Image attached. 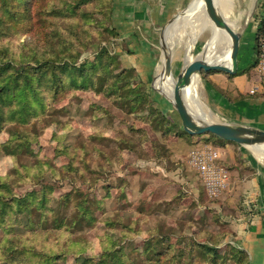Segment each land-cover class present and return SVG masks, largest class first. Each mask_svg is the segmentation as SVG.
<instances>
[{
  "label": "rangeland",
  "instance_id": "rangeland-1",
  "mask_svg": "<svg viewBox=\"0 0 264 264\" xmlns=\"http://www.w3.org/2000/svg\"><path fill=\"white\" fill-rule=\"evenodd\" d=\"M67 1L71 0L46 1L48 14L44 16V19L52 40L57 43V32H60L63 38L61 37L59 44H62L64 40L69 47H76L75 50L79 53L76 65L91 62L99 52L106 50L117 60L116 65L119 71L126 69L136 77L135 70L124 67L121 60L124 53L120 48V40H117L118 37L113 38L109 33L111 28L116 29L113 7L115 0L81 2L78 5L79 15L76 18L57 17V6L66 5ZM254 1L224 0L220 9L229 11L227 18L236 24L237 32H241L254 17L258 4L254 6ZM111 14L112 17H110ZM111 18L112 22L109 23ZM202 27L199 25L197 31L181 29L173 41L171 38H164L167 41V50L182 59L183 68L188 60L187 51L189 41L192 39L191 33L194 32L196 38L193 47H197L198 44L208 46L211 42L212 27L206 25L203 30ZM173 32L171 30V34ZM35 40L36 37L32 32L10 37L3 36L0 39V47H8V56L11 60L12 58L16 60V64L28 63L30 66H35L31 53L32 47H35ZM173 43L175 46L172 45ZM157 51L159 63L162 65L165 61L162 46H159ZM199 54L202 55L195 52V55ZM192 55L190 53L189 56L193 57ZM161 65L155 70L152 83L144 84V86L151 100L156 101L159 98L169 101L172 99L165 93L168 84L162 80ZM183 68L175 70V77L182 72ZM256 76V74L253 75V77ZM136 79L137 82L140 81L138 77ZM259 79L261 82V78ZM171 80L175 83L174 79H169ZM196 90L199 93V84L196 85ZM204 94V83L201 82L200 98L215 115L213 107L209 105ZM118 97L108 98L94 91L78 90L70 93L61 102L46 99L43 111L42 107L37 105L40 113L28 125L9 123L0 132V175H11V187L19 194L39 188V185L18 181L17 173L13 175L14 167H18L21 171L23 164L30 165L34 161H46L47 166L44 172L45 180L48 182L45 185L55 187L54 199L57 195L70 192L74 187H77L80 193L78 200H81L84 195L91 200L99 199L107 193L111 195L105 201L103 200L104 204L94 207L95 223L93 225L80 229L72 226L68 234L66 233L60 240L64 247L68 242L67 239L79 240L76 246L82 244L85 247L84 252L76 255L66 250L68 256L60 264H80L83 256L100 254L109 247L110 236H113L117 243L126 244V241L130 240L136 243L138 248H142L140 245H145L151 233L156 231L169 234L165 237L168 240L165 245L170 244L179 248L186 256L193 242L205 244L208 247L219 244L216 247L218 250L235 247L239 251H244L235 243L232 225L236 216L242 217L250 213L253 215L255 209L252 201L246 199L247 195H244L243 188L235 179L237 174H240L241 180L255 174V169L253 170L250 165L252 159L255 160L253 164L259 163L264 166V152L258 151L259 154L254 152L256 149H252L253 146L224 140L222 145L214 146L206 142L209 134L201 135L199 139H194V136L185 137L174 107L172 118L168 116L171 122L175 123V127L174 125L172 127L173 134L163 137L161 132H155L153 128H150V124L154 121L150 120L152 119L150 116L154 115L155 108L160 110L157 101L158 107L155 104L148 111L139 109L137 114L130 115L128 109L118 105V103L125 105V102ZM140 107H144V103ZM215 116L218 122H222L219 115ZM200 119L206 123H212L206 114ZM30 134L36 137L31 146L19 147L18 142L24 138L28 139ZM57 134L60 143L57 140ZM155 142L161 144L158 149L153 145ZM199 142H201L200 145ZM60 144L66 147L72 145L73 149L68 150L71 155L62 153L57 156ZM118 144L125 146V151L117 149ZM209 148L219 153L215 166L218 171L222 169L228 175L225 187L215 189L212 178H204L192 162L195 153L199 150H209ZM158 153L161 154L160 158L155 157ZM248 154H252L253 158L250 159ZM70 156L75 160V164L78 162L79 165L75 166L82 168L81 176L77 180L65 179L57 183L53 170L48 167L49 163L57 171V168L68 165ZM120 158L125 160L124 163L119 162ZM73 173L75 172H66L65 175L74 177ZM123 195L127 196V200L122 198ZM54 206L57 207V204L54 203ZM68 214L71 217L72 213L68 212ZM73 218L78 220L75 214ZM136 220L139 222L137 221L135 228L127 231L133 235V238L122 240V225H134ZM136 230H140V233L136 234ZM50 234L56 233L50 232ZM119 239L121 241L118 242ZM163 248L159 247V249ZM247 254L248 264H257L248 252ZM200 261L203 262V260Z\"/></svg>",
  "mask_w": 264,
  "mask_h": 264
},
{
  "label": "trees",
  "instance_id": "trees-1",
  "mask_svg": "<svg viewBox=\"0 0 264 264\" xmlns=\"http://www.w3.org/2000/svg\"><path fill=\"white\" fill-rule=\"evenodd\" d=\"M46 1L0 0V39L3 36L10 37L25 32H32L36 37L35 47L31 49L35 66H30L28 63L16 64V60L10 56L11 60L8 56V47H0V132L9 123L28 125L40 113L37 105H40L43 111L46 99L61 102L70 93L78 90L94 91L108 98L119 96V100H123L125 105L120 103L118 105L128 109L130 115L137 114L139 109L148 111L149 108L154 107L156 102L150 99L151 96L144 84L141 81L137 82V76H133L126 69L119 71L117 60L106 50L99 52L93 61L76 65L79 57L76 47H69L64 40L59 44L63 36L60 32H57L56 43L52 40L51 33L47 31L44 19L48 14ZM88 1L91 0H71L67 1L66 5L57 6V17L76 18L79 15V3H89ZM111 22L112 18L109 23ZM263 28L264 19L260 22L258 31L259 48ZM109 33L113 38L118 37L115 28H111ZM257 64L258 61L248 71L256 68ZM241 73L243 71L238 74ZM142 103L144 107H140ZM155 109L154 115L150 116L152 117L150 120H154L150 128L155 132H161L163 137L173 134L172 127L173 125L175 127V123L160 110ZM182 134L192 138L184 131ZM30 135L26 140L21 139L18 146H31L36 137ZM209 135L207 143L214 146L224 143L216 136ZM57 140L60 143L58 134ZM153 145L156 149L161 146L160 142H155ZM69 149H73V146L66 147L60 144L57 156L62 153L71 155ZM117 149L125 151L126 147L118 144ZM155 157L160 158L161 154L158 153ZM124 161L120 158L119 162L124 163ZM75 165L79 164L78 162L75 164V160L71 157L68 165L57 168V171L50 163L48 167L53 170L58 183L65 179L77 180L81 176L82 168ZM45 166H47L46 161H34L30 165H21V171L18 167H14L13 175L17 173L18 181L39 185V188L24 194L13 190L10 183L11 175H0V264H60L68 256L66 250L74 255L84 252L85 247L82 244L76 246L79 240L67 239L66 247L60 240L66 233L68 234L72 226L80 229L93 225L94 207L101 206L104 204L103 200L111 197L107 193L99 199L91 200L84 195L78 200L80 193L78 188L74 187L70 192L57 195L54 199L55 187L45 185L48 182L45 180ZM66 172H75L72 174L74 177L65 175ZM122 198L127 200L125 195ZM68 212L72 213L71 217ZM74 214L78 220L73 218ZM137 221H134V225H122V240L133 238V235L127 231L135 228V224L139 222ZM50 232L56 234L51 235ZM139 233L140 230H136V234ZM151 234L145 245H140L142 248H138L139 246L137 247L136 243L130 240H127L126 244L117 243L114 237L110 236L107 249L96 256H83L80 264H248L249 261L245 250L239 251L235 247L218 250L216 247L219 244L208 247L194 242L186 256L179 248L170 244L165 245L168 241L165 237L169 234L157 231ZM159 247L164 248L159 249Z\"/></svg>",
  "mask_w": 264,
  "mask_h": 264
},
{
  "label": "crops",
  "instance_id": "crops-1",
  "mask_svg": "<svg viewBox=\"0 0 264 264\" xmlns=\"http://www.w3.org/2000/svg\"><path fill=\"white\" fill-rule=\"evenodd\" d=\"M254 2V6L258 3L254 17L240 32L241 48L237 74L231 75L222 71H214L211 74L201 72L202 74L197 75L194 88L200 96V84L204 83L206 100L213 107L215 115L221 117L223 123L241 124L264 131V84L259 82L260 75L257 67L248 71L253 64L259 62V41L257 38L260 22L264 19V0H255ZM196 4H200V0H115L114 25L118 32L117 40H120V48L124 53L121 60L125 68L135 70L143 84L152 83L155 70L161 65L157 55L158 47L162 46L163 48V45H167L164 38L174 40L173 38L177 34L174 32L171 34V30ZM186 6L190 7L187 11V8L184 9ZM183 10L185 11L182 12ZM222 12L227 18L229 11L223 10ZM194 22V19H188L184 30L192 29ZM230 22L236 30L235 23ZM206 25L212 27L213 38L215 27L211 21ZM249 29L250 33L248 34ZM219 35L221 36L220 44L228 41L229 36L225 32L220 30ZM172 45L175 46L174 43ZM206 47L207 45L199 44L197 47L192 46L193 50L190 49L189 55L191 53L193 57L188 58L189 61L187 60L186 65L195 59L194 56L200 55H195V52L201 53L202 55L199 57L208 62L215 63L216 59L209 61L210 57L208 59L204 57ZM169 54L172 57V70L175 74V70L183 68L182 59L176 56L177 54L175 56L170 52ZM230 62L231 56L218 63L228 65ZM240 71L243 73L238 74ZM254 74L258 77H253ZM171 81L173 82V80ZM197 84H199V93L196 90ZM156 101L159 103L160 111L172 118L171 100L165 101L158 98ZM199 137L194 136V139H199ZM198 144L200 145L201 142ZM254 152L259 153L257 150ZM248 157L251 159L253 155L248 154ZM251 161L250 165L253 170L255 169V174L252 172L253 175L246 176L243 180L240 179V174H237L235 181L238 180L239 186L243 188L244 195H247L246 199L252 201L255 209L254 214L236 216L232 229L235 234V243L248 252L251 259L255 260L257 264H264V166L259 163L253 164L254 159Z\"/></svg>",
  "mask_w": 264,
  "mask_h": 264
},
{
  "label": "water",
  "instance_id": "water-1",
  "mask_svg": "<svg viewBox=\"0 0 264 264\" xmlns=\"http://www.w3.org/2000/svg\"><path fill=\"white\" fill-rule=\"evenodd\" d=\"M208 19L213 26L225 32L231 40V62L228 65L222 63L208 62L201 57L190 61L175 77L172 70V57L163 45L165 56L164 73L167 77L175 80L173 100L171 103L180 118L183 130L190 136H201L212 134L217 138L244 146L264 145V131L257 128L223 122L206 123L192 114L185 102L187 88L193 82V78L201 72L222 71L227 74H237L239 67V55L241 48V33L237 32L232 23L221 11L218 0H202ZM188 7L186 11L189 9ZM178 17V16H177Z\"/></svg>",
  "mask_w": 264,
  "mask_h": 264
},
{
  "label": "bare ground",
  "instance_id": "bare-ground-1",
  "mask_svg": "<svg viewBox=\"0 0 264 264\" xmlns=\"http://www.w3.org/2000/svg\"><path fill=\"white\" fill-rule=\"evenodd\" d=\"M231 2V1H230ZM218 3L220 5V8L224 4V0H218ZM226 6V5H225ZM194 8L188 12V14L183 17L173 28L172 31L174 33H178L181 29H184L185 23L188 21V19L193 20V27L192 29L194 31H197L199 28V25H202L203 27L210 21L207 17L206 10L203 4V1L200 0V4H196L193 6ZM223 11V10H222ZM202 22V24H201ZM236 25V24H235ZM202 27V29H203ZM237 27V26H236ZM218 29L215 28L214 30V35L213 38L210 42V44L206 48V52L204 53V57L207 59L210 57L209 61H213L216 59L215 63L221 62L231 56V40L230 38L226 43L222 42L220 44V39L221 36L219 35ZM222 32V31H221ZM185 34L184 32H182ZM195 33H191V40L189 41L190 44L188 47V58L191 59L189 56V51L192 48L194 42H195ZM189 35V34H188ZM199 35V34H198ZM165 61H163L161 67H160V72H161V77L162 80L166 82V88H165V93L168 97H170L173 100V90H174V84L172 81L170 83L169 79L171 77H167L164 73V66ZM197 76L193 78V82L191 85L187 88L186 93H185V102L188 106V108L191 110L192 114L195 115L196 117H202L204 114H206L208 117H210V120L212 123L217 122L215 116L213 113L207 108V106L202 102L200 96L195 92V82L197 80ZM199 117V118H200ZM202 120V119H201ZM252 149H256L257 151L264 152V145L261 146H253Z\"/></svg>",
  "mask_w": 264,
  "mask_h": 264
},
{
  "label": "built area",
  "instance_id": "built-area-1",
  "mask_svg": "<svg viewBox=\"0 0 264 264\" xmlns=\"http://www.w3.org/2000/svg\"><path fill=\"white\" fill-rule=\"evenodd\" d=\"M257 71L261 78V83L264 84V28L261 33L260 48H259V62L257 64ZM219 153L209 148L199 150L192 157V162L198 167L200 173L206 177L212 178V183L216 188L225 187L227 184L228 175L222 171H218L215 166V161L218 159Z\"/></svg>",
  "mask_w": 264,
  "mask_h": 264
}]
</instances>
